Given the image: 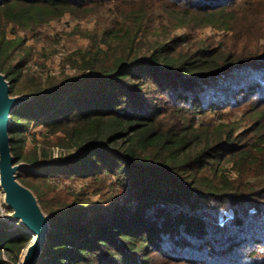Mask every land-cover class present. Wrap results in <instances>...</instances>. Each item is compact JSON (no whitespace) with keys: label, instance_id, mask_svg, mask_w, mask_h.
Listing matches in <instances>:
<instances>
[{"label":"trees","instance_id":"obj_1","mask_svg":"<svg viewBox=\"0 0 264 264\" xmlns=\"http://www.w3.org/2000/svg\"><path fill=\"white\" fill-rule=\"evenodd\" d=\"M104 10L75 76L37 75L26 39L6 37ZM207 27L219 43L174 34ZM0 71L31 98L11 137L50 216L35 264H264V0H0ZM209 113L220 121L199 120ZM10 228L0 221V264L33 239Z\"/></svg>","mask_w":264,"mask_h":264},{"label":"rangeland","instance_id":"obj_2","mask_svg":"<svg viewBox=\"0 0 264 264\" xmlns=\"http://www.w3.org/2000/svg\"><path fill=\"white\" fill-rule=\"evenodd\" d=\"M162 14V11H156L155 25L161 23L157 17ZM108 16L107 10L99 14H92L86 18H77L67 14L61 20L52 21L49 24L40 26L34 31H23L14 25H9L6 37L8 40L26 39V47L31 48L33 53V61L30 63L29 67L32 68L37 75H52L60 78H62L64 74L75 76L77 70L71 66L69 61L72 59L78 60V63L81 62L77 53L79 51H86L91 47V41L87 38V32L97 33V36L100 35L101 31L98 28L100 25L103 29L107 27V24L102 21L108 18ZM164 25H166V28H171V24L167 21L164 22ZM174 34L175 36H192L194 41L211 40L212 42L210 43L212 44L219 43L223 38V34L213 27L202 28L195 32L188 29H178L174 31ZM152 37L154 36H150L151 39H153ZM102 48L105 50L107 47L103 45ZM64 63L66 65H64ZM225 114L228 118H231L229 121L241 120L243 116V112L236 111V113H232L231 109L225 110ZM218 117L219 116L215 113H209L201 116L199 120L203 123H217L220 121ZM31 133H35L37 139L43 141L46 136L42 135V133H47V130L42 126L33 127ZM51 140L54 141L55 139L51 138ZM33 144L34 142L32 139H29V145ZM55 152H58L57 148H55ZM68 185L77 190H81L82 188V184L79 182H70ZM105 189L111 193H116V191L109 188ZM90 198L94 201L99 200V196H90ZM18 223L19 222H17V224H10V229L15 230L19 228L24 230V227L22 225L21 227ZM5 258L10 261L7 254H5ZM22 258L23 253L20 256L19 263Z\"/></svg>","mask_w":264,"mask_h":264},{"label":"water","instance_id":"obj_3","mask_svg":"<svg viewBox=\"0 0 264 264\" xmlns=\"http://www.w3.org/2000/svg\"><path fill=\"white\" fill-rule=\"evenodd\" d=\"M30 100L24 95L13 96L7 76L0 71V189L5 205L11 211L1 222H19L24 231L33 237L24 249L19 264L37 263L51 232L50 216L43 210L38 196L19 180V174L32 168V165L17 162L12 152V115Z\"/></svg>","mask_w":264,"mask_h":264},{"label":"built area","instance_id":"obj_4","mask_svg":"<svg viewBox=\"0 0 264 264\" xmlns=\"http://www.w3.org/2000/svg\"><path fill=\"white\" fill-rule=\"evenodd\" d=\"M10 212H11L10 209L4 203V194H3L2 190L0 189V221L5 219ZM8 223L9 224H12V223L17 224V222L15 223V221H10ZM18 224L21 226V223H18Z\"/></svg>","mask_w":264,"mask_h":264}]
</instances>
